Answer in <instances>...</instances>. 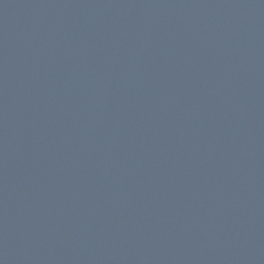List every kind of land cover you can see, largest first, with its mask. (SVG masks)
I'll list each match as a JSON object with an SVG mask.
<instances>
[{
    "label": "water",
    "instance_id": "obj_1",
    "mask_svg": "<svg viewBox=\"0 0 264 264\" xmlns=\"http://www.w3.org/2000/svg\"><path fill=\"white\" fill-rule=\"evenodd\" d=\"M0 264H264V0H0Z\"/></svg>",
    "mask_w": 264,
    "mask_h": 264
}]
</instances>
